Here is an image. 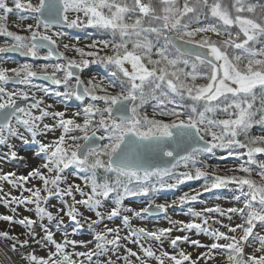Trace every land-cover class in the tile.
I'll use <instances>...</instances> for the list:
<instances>
[{
	"label": "snow or ice",
	"instance_id": "snow-or-ice-1",
	"mask_svg": "<svg viewBox=\"0 0 264 264\" xmlns=\"http://www.w3.org/2000/svg\"><path fill=\"white\" fill-rule=\"evenodd\" d=\"M17 13L29 14L19 15L15 25L26 34L9 29L10 14ZM201 16L210 22L202 24ZM27 19L32 22L24 24ZM61 27L93 28L111 38L80 47L62 42ZM0 36L8 38L0 44V54L60 61L0 67V145L9 149L0 155V164L25 159L9 142L19 138L27 143L25 133L38 145L36 154L41 158L39 167L25 175L0 174V193L5 183L20 192L0 195V203L24 206L36 217L14 220L0 215V220L23 226L34 244L48 249L46 255H37L35 249L28 250L29 239L21 241L0 231V238L13 241L11 250L23 264H201L214 254L226 255L225 264H264V158H258L264 157V134H252L254 126L264 128V2L0 0ZM42 49L47 50L44 55ZM90 64L110 68L115 81L82 79L80 73ZM35 79L62 87L56 95L75 98L81 110L71 117L66 111L52 110V104L30 91ZM9 83L25 89L7 91ZM150 99L157 102L151 117L142 111ZM49 134L50 142L38 139ZM217 150L246 159L238 168L228 169L232 175H220L201 159ZM72 166L85 174L83 187L67 182L64 172ZM200 179L205 181L203 192L235 186L239 195L234 199L242 206L189 209L193 219L170 221V228L132 227L133 216L166 215L171 205L153 201L135 211L124 207L127 196H148L157 186L174 188ZM32 181L41 186H28ZM113 194L111 208L102 211ZM200 195V191L185 193L179 203H190ZM52 197L60 201L59 207L51 205L55 211L49 210ZM81 208L94 212L95 218L85 216ZM225 217L227 224L220 219ZM114 218L129 227L127 236L121 237L119 228L105 222ZM234 218L240 222L233 224ZM85 225L92 239H72ZM173 228L202 234L211 243L188 234L173 236ZM60 231L63 236L57 240ZM121 240L138 245L143 256L126 245V255H121ZM148 240L159 243V255L144 246L142 241ZM165 242L171 252L164 249ZM254 242L259 247L247 253L246 247ZM17 244L25 251L18 252ZM88 244L94 245L91 250ZM185 244L207 251L193 259L183 250ZM78 246L86 250L76 251Z\"/></svg>",
	"mask_w": 264,
	"mask_h": 264
},
{
	"label": "rangeland",
	"instance_id": "rangeland-1",
	"mask_svg": "<svg viewBox=\"0 0 264 264\" xmlns=\"http://www.w3.org/2000/svg\"><path fill=\"white\" fill-rule=\"evenodd\" d=\"M32 2L36 3L37 0H32ZM26 21H27L26 24L32 22L31 19H27ZM17 23H19V21H12L11 18H9V20H8L9 27H13L14 24L16 25ZM54 30H56V29H54ZM62 42L63 43H77L78 46L84 47L85 45H87L91 41L89 39L86 40L84 37H75V36H72V35L65 33V36L62 38ZM3 43H5V41L0 39V44H3ZM61 50H63L62 47H61ZM41 55H44V53L42 51H41ZM67 55L72 56L73 53L68 52ZM36 65H38V64H36ZM16 66H19V64H17V62H15V61H7L4 64H0V67H7V68H12V67H16ZM81 74L82 73H80V75ZM92 74L93 73H87V75H84V76L81 75V76H82V78H85V79L88 78L89 79V77H93V76H91ZM5 87H6L7 91H10V92L25 89L24 85H19V86L18 85L17 86L5 85ZM45 88H46V86L44 84H40L39 82L37 83L36 80H33L32 87H31L30 91L35 92L38 98H43L45 101V104H52L53 105L52 110L66 111V113L69 117H71L72 113L80 111L79 108L72 106L70 103L68 104L66 102V99L63 96H57L56 95L57 91H61V92L63 91L62 87L60 89L57 87L52 88V90H46ZM86 101H88V99H86ZM45 122L50 123L51 121L46 120ZM13 123H15V121H13ZM24 135H25V139L28 141L27 143H25L23 140H21L19 138H13L12 140L9 141L11 144L14 145V150L18 153L19 156H20L21 152H26V151L27 152H33V153H35L34 155L41 161L40 156H38L36 154L38 152V145L31 140L29 133H25ZM38 139H43L44 142H50L53 139V136H52V134H49L47 137L38 138ZM8 151H9V149L5 145H0V153L2 155H6L8 153ZM232 158L236 159V161L235 160H224L221 162L215 161V160L211 161V160H209L210 159L209 157L205 158L204 161L208 165H210L211 167L216 166L219 169L228 170L231 167L237 168L238 165L240 163H243L244 159H246V158H241L238 160L235 156H232ZM258 158H261V157H258ZM13 162H15L16 165H18V166L24 165V162L22 160H19V159L15 160ZM33 167H36V166H33ZM30 169L28 168L26 172H28ZM6 172H9V171L7 170L5 165L0 164V174L6 173ZM17 174H19V173H17ZM19 175H21V174H19ZM22 175H25V174H22ZM64 175L67 178L68 183L80 184L82 187L84 186V180L79 178V176H77L74 172L72 173L71 171L65 170ZM204 183H205L204 179H201L200 181H196V182H192V180L185 181L184 183L179 184L175 187L174 193H172L168 196H165L166 195L165 193L156 194L157 196L161 195L164 197H157L156 199L151 198V201L146 202V204H144V205H140V204H136V203L135 204L134 203L129 204L126 201H124V207L132 208L135 211H139L140 209L147 207L149 202L152 203L153 201L155 203H168L171 205V207H169V209H168L167 214L166 215L164 214V216H159L157 218H152V217H149L147 215H143L142 218L133 216L132 217V227L133 228L145 227L149 230H157L159 228H170V227H173V224L170 221H181V222H185V223L191 221L193 219V217L189 213V209H192L194 211H201L202 209H204L206 207L220 206L221 208L226 209L228 207H240V206H242V204L240 202H238L234 199V197L236 195H239V192L237 191L235 186H229L227 188L214 189L211 192H203L202 185ZM33 185H35L37 187L41 186L39 181H32L31 184H29L28 186H33ZM62 187H63V185H62ZM3 189H4V192L0 193V195H4V193H7L9 191L11 192L12 195H17V196L20 195L19 191L12 189L11 186L6 184V183L3 184ZM85 191H88V189L85 188ZM197 191H200L201 195L195 201H192L190 203H185V204L179 203V198L181 196H183L185 193H189L190 195H195ZM24 195H28V193H24ZM80 198L81 197L79 196V194H77V199H80ZM66 199L70 200V198H66ZM113 199H114V196L110 197L105 202V209H102V211H105L106 209L111 208V206L113 204ZM173 201H176V203L173 204L172 203ZM51 205H56L57 207H59L60 201L56 197L51 198L50 203H49V210L55 211L54 208H51ZM29 207L34 208V206H29ZM65 207H66V205H65ZM13 208H16L15 212L12 211ZM81 211L84 213L85 216L95 218L94 212L89 211L86 208H81ZM0 215L13 216L14 220H19V219L26 217V216L31 217L33 219H36L34 211L29 212L24 208V206L16 207V205H9V207H5L3 205V203H0ZM220 219H222L225 224L229 223L227 221L226 217L220 218ZM105 222L108 224L109 227L119 228L121 237L128 235L130 229L128 226H126L122 223L121 218H114V220H112V221H105ZM239 222H240V220L238 218H234L233 224L239 223ZM65 224L66 225L71 224V222L68 221L67 217H65ZM178 226L179 225H177V227ZM213 226L214 227H220V225H213ZM53 230H55V229H53ZM221 230H226V229H221ZM0 231H7L10 235L18 237L21 241L25 240V239H29L30 248L28 250L35 249V252L37 254L38 249L32 244V241L26 235L27 230L23 226L19 225L18 223L13 224V223H10L8 221L0 220ZM78 234H80L82 236L84 234L88 235L92 239V236L89 233L86 225L83 229H81L79 231ZM184 234H188L191 238L198 239L204 244L211 243V240L209 239V237L204 236L202 234L196 235L194 233H181V232L176 231L175 228H173V232H172L173 236L184 235ZM0 243L8 246V248H11L13 241L0 238ZM142 243H144L145 247H152L153 251H156L157 255H159L158 249L160 248V245L158 242L154 243L153 241L148 240V241H142ZM125 245L128 248H131L133 251H137L138 255L143 256V253H142V251H140L138 245L127 243L124 240H121V250H120L121 255H126V253L123 251V248ZM93 246L94 245H92V247ZM16 247H17V249H20L19 244H17ZM38 247H41V246H38ZM163 247L165 250H168L169 252L172 251L167 242L164 243ZM258 247H259L258 242L250 243L246 247L245 251L249 254H252L255 251V248H258ZM20 250H22L21 252H24L23 249H20ZM183 250H185L186 252H189L192 255L193 259H198L202 253L207 251V249L195 248V247L187 245V244L183 245ZM41 251L44 254H46L47 253L46 251H48V249L46 250V248L41 247ZM257 255H259V253H257ZM226 259H227L226 255L214 254L213 259H208L207 257H205L204 260L201 261V264H205V261H206V264H225ZM118 264H123V262L120 261V262H118ZM137 264H138V262H137ZM149 264H155V262L150 261Z\"/></svg>",
	"mask_w": 264,
	"mask_h": 264
},
{
	"label": "trees",
	"instance_id": "trees-1",
	"mask_svg": "<svg viewBox=\"0 0 264 264\" xmlns=\"http://www.w3.org/2000/svg\"><path fill=\"white\" fill-rule=\"evenodd\" d=\"M179 2L182 4L183 0H179ZM260 2H264V0H260ZM18 14L19 15H25L26 13H18ZM200 22L202 24H206V23L210 22V19L209 20H205L204 17L201 16L200 17ZM192 24H193V26H195V21H193ZM9 29L12 30V31H17V32H19L22 35L26 34V33L21 32L19 30H15L12 27H9ZM59 30L64 32V33H67L69 35L75 36V37H84L86 40L89 39L90 41L95 40V39H100V38H105V39H110L111 38L108 33H103L101 31H98V30L93 29V28H83V27L82 28H65V27L63 28V27H61V28H59ZM212 38L216 39L215 36H213ZM0 39H2L4 41H7L8 38L0 36ZM104 54H105L104 52L101 53V55H104ZM108 54H110V53H108ZM5 57L6 56L0 55L1 59L5 58ZM7 57H12L13 59H16V57H13V56H7ZM19 60L23 61V59H19ZM39 61H42V62L47 63V64L57 63V60H55V59L50 60V61H44V60H33V58H31V63L32 64H37V62H39ZM188 70H190V69H188ZM87 73H93L91 75L93 77H89V79L96 78L98 81H104L105 83H107L109 81H115V78L112 77V75H111V69L106 67L103 64H90L87 68L84 69V71L82 72V75L83 76L87 75ZM81 78H82V76H81ZM82 79H84L85 81L88 80V78L87 79L82 78ZM198 82L199 83H204L203 80L198 81ZM48 90H52V87H49ZM66 102L68 104L70 103L72 106H75V107L79 108L80 110L82 108L81 102L75 100V98L66 99ZM156 103L157 102L155 100H151V99L148 100L145 103L144 108L142 109V111L146 112L149 115V117H151L152 114H153V109L156 106ZM189 104H190V102H189ZM173 106L174 105H168L169 108H171ZM156 118L157 119H167L165 117H159V116H157ZM252 134L253 135L264 134V128H262L259 125H256L252 129ZM217 151L214 154H204V156H202L201 159L205 160V158L209 157L210 158L209 160H211V161H214V160L215 161H220V162L224 161V160H235L236 161V159H233L232 156H228L227 152H223V151H219V150H217ZM222 157H223V159H222ZM238 167H239V165H238ZM211 168L217 169L218 170V174H220V175H225V174L232 175L233 174V173L229 172L228 170L219 169L216 166L215 167H211L210 166L209 170H211ZM229 169H232V167L229 168ZM67 170L68 171H72V173L74 172L77 176H79V178H81L83 180V177H84L85 174L80 172L79 169H77L75 166H72V167L68 168ZM184 170L185 169H183V168L178 169V171H184ZM236 174L237 175H241V173H236ZM200 180H192V182H196V181H200ZM173 189L174 188H159V186H157L154 191L150 192L149 195L145 196V197H150L151 195H155V194H159V193L160 194H163V193L171 194L173 192ZM112 196L115 197V194H113ZM141 196H144V195H135V196L129 195V196L126 197V199H129V198L134 199V198H139Z\"/></svg>",
	"mask_w": 264,
	"mask_h": 264
},
{
	"label": "bare ground",
	"instance_id": "bare-ground-1",
	"mask_svg": "<svg viewBox=\"0 0 264 264\" xmlns=\"http://www.w3.org/2000/svg\"><path fill=\"white\" fill-rule=\"evenodd\" d=\"M35 153L33 152H21L20 156L24 157L25 159H23L22 161L24 162V165L22 166H18L16 165L15 162L13 161H6L4 163H2L3 165H5V167L7 168L8 171H15L19 174H27V169L32 168L33 166L39 167L41 161L34 155ZM0 155H2L0 153ZM37 231H39V229H37ZM55 232V230H53ZM69 233L71 232V228H68ZM61 236H63V231L57 232L55 238L57 240H60ZM72 239H76V240H83L85 242L91 240L90 236L88 235H80L77 234L74 237H71ZM32 244L38 249L37 251V255H46L41 251V247H38L39 245H36L32 242ZM92 248V244H88L87 245V250H91ZM18 252H21L22 250L17 249ZM24 250V249H23ZM47 250V249H46ZM73 249L71 247H69L68 251H72ZM76 251H85L86 248L84 246H78L76 249ZM25 251V250H24ZM48 252V251H46ZM0 264H23V262L20 260V256L17 254V252H13L11 250V248H8V246L3 245L2 243H0Z\"/></svg>",
	"mask_w": 264,
	"mask_h": 264
},
{
	"label": "water",
	"instance_id": "water-1",
	"mask_svg": "<svg viewBox=\"0 0 264 264\" xmlns=\"http://www.w3.org/2000/svg\"><path fill=\"white\" fill-rule=\"evenodd\" d=\"M66 28V27H65ZM42 50H44V51H47L46 49H42ZM5 55H15V56H17V57H21V58H24V59H28V58H30V57H26V56H23V55H21L20 53H7V54H5ZM41 81V82H43V83H45V84H51V82L50 81H48V80H42V79H37V81ZM7 85H10V86H17L18 84H15V83H9V84H7ZM52 85V84H51ZM19 86V85H18ZM52 86H54V85H52ZM87 98V97H86ZM21 104H23V102H20ZM264 158V157H263ZM163 213H154V214H151V215H149V214H145V215H147V216H150V217H159V216H161Z\"/></svg>",
	"mask_w": 264,
	"mask_h": 264
},
{
	"label": "flooded vegetation",
	"instance_id": "flooded-vegetation-1",
	"mask_svg": "<svg viewBox=\"0 0 264 264\" xmlns=\"http://www.w3.org/2000/svg\"><path fill=\"white\" fill-rule=\"evenodd\" d=\"M48 88H49V87H48V86H46V88H45V89H46V90H48Z\"/></svg>",
	"mask_w": 264,
	"mask_h": 264
}]
</instances>
